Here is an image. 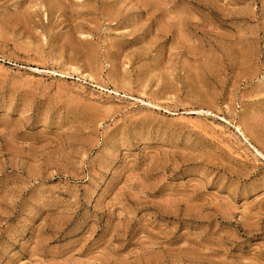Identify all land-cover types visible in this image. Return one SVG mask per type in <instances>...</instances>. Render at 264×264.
Here are the masks:
<instances>
[{
	"label": "rangeland",
	"instance_id": "obj_1",
	"mask_svg": "<svg viewBox=\"0 0 264 264\" xmlns=\"http://www.w3.org/2000/svg\"><path fill=\"white\" fill-rule=\"evenodd\" d=\"M0 264H264V0H0Z\"/></svg>",
	"mask_w": 264,
	"mask_h": 264
}]
</instances>
